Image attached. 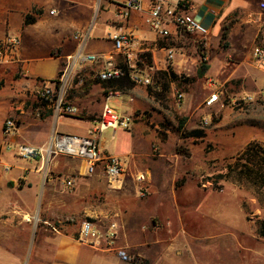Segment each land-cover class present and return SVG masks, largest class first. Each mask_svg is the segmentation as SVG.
Returning a JSON list of instances; mask_svg holds the SVG:
<instances>
[{"label":"rangeland","instance_id":"rangeland-1","mask_svg":"<svg viewBox=\"0 0 264 264\" xmlns=\"http://www.w3.org/2000/svg\"><path fill=\"white\" fill-rule=\"evenodd\" d=\"M107 17L109 14L104 12L92 17V38H106ZM158 43L170 48L172 58H167V51L166 55L160 52L161 62L154 64L151 51L142 53L131 73L148 77L150 84L132 81L128 90L113 94L117 106L110 102L131 122L126 130H117L113 139L111 130L101 135L103 152L119 156L115 153L126 144V150L137 155L140 165L127 167L122 185L110 187L103 180L107 191L128 192L108 205L117 212L137 211L152 225L163 227L154 236L159 245L148 244L146 248L153 253L161 251L153 259L157 264H264V230H260L264 221V67L256 64L252 50L248 61L239 64L226 54L223 42L210 55L208 37L182 34ZM170 73L177 78L172 80ZM93 84L97 85L102 110L106 95L101 83L94 80ZM72 85L65 99L68 104L75 85L85 88V83L77 79ZM3 86L1 80L0 88ZM212 93L217 94V100L207 105ZM13 101L22 104L23 111L0 112L1 167L3 159L17 157L7 145L19 144L20 138V132L13 138L2 135L4 120L13 119L17 129L25 123L38 126L36 119L42 117L34 107L49 104L37 95ZM97 107L94 103L93 109L98 110ZM100 114L88 116L97 120ZM52 127L66 130L64 125ZM249 144L254 151L248 155L244 150ZM146 165L151 168L149 185H156L159 190L148 189L147 181L141 184L143 190L147 189L145 196H140L139 185L130 175L147 172ZM83 220H90L101 229L111 222H104L107 225L103 226L100 221L81 219L78 229ZM170 249L171 254H162ZM149 263L144 260L142 264Z\"/></svg>","mask_w":264,"mask_h":264},{"label":"crops","instance_id":"crops-1","mask_svg":"<svg viewBox=\"0 0 264 264\" xmlns=\"http://www.w3.org/2000/svg\"><path fill=\"white\" fill-rule=\"evenodd\" d=\"M190 2V15L209 31L208 40L212 46L210 55L214 53L215 46L220 44L224 30H227V37L222 48L239 64L248 61L255 45L264 43V9L260 7L264 0ZM94 4L95 0H0V39L12 36L20 41L17 61L0 64V82L4 81V86L0 88V112L21 110L22 113L23 105H16L14 98L35 97L37 90L44 84L56 81L67 57L77 50L72 35L89 27ZM51 11H54L52 15ZM104 13L109 14L104 21L107 33L119 27L134 34L136 42L132 58L135 65L140 61V55L147 51L153 53L154 64L160 63V52L165 53L170 48L158 42L178 38L173 33L167 39L157 37L138 17L110 25L109 18L112 15ZM92 37L93 28L85 52H110L112 44L107 36L105 39ZM115 59L116 63H121L120 66H127L125 55L118 54ZM97 68L86 67L83 70L80 76L85 88L80 89L75 85L71 89L74 95L70 102L77 109L76 115L56 118L52 104L35 106L34 111L41 115L42 120L36 119L38 126L36 123L32 124L34 126L21 124L17 143L39 147L49 140L52 131L86 135L96 121L88 115L101 112L97 85L93 84L94 80L90 76ZM109 100L117 106L116 98ZM104 102L105 99L102 106ZM94 103L98 105V110L93 109ZM53 125L58 128L64 125L66 130L57 131ZM101 144L103 147L102 139ZM125 145L120 146L115 154L126 159L125 169L128 170L127 167L131 165L139 166L137 155L127 151ZM160 158H163L162 155ZM74 159L56 156L44 164L39 159L24 160L16 156L3 159L4 167L0 166V264H142L144 260H150L149 264H157L153 259L161 251L153 253L146 248L148 244L159 245V239L154 236L163 227L152 225L150 220L140 217L137 211L117 212L108 203L117 196L127 194V190L107 191L103 185L106 177L101 168H96L92 175H83L80 161ZM146 167L149 174L146 186L148 189L155 188L157 192L158 186L149 185L151 168ZM70 178L74 179V185L66 188L64 180ZM106 182L110 187L113 185ZM81 219L100 221L103 226L107 225L104 222L111 221L107 226L113 224L117 230L113 248L123 249L131 257V262L120 261L111 247L104 245L101 249H94L81 243L77 228ZM171 253V249L162 251V254ZM133 258H136L135 262Z\"/></svg>","mask_w":264,"mask_h":264},{"label":"built area","instance_id":"built-area-1","mask_svg":"<svg viewBox=\"0 0 264 264\" xmlns=\"http://www.w3.org/2000/svg\"><path fill=\"white\" fill-rule=\"evenodd\" d=\"M264 9V3L260 4ZM192 4L190 0H95L93 18L101 12H109L110 25L128 22L131 18L138 17L143 25L154 35L161 39H167L173 34L195 35L206 39L209 31L198 23L191 15ZM54 11L50 12L52 15ZM89 27L76 31L72 38L77 43V50L67 57L65 65L60 69L56 81L46 83L38 89L36 95L53 106L56 117L61 115H76L77 109L66 102V96L71 84L76 79L82 82L81 74L86 67H98L91 78L99 83L122 79L128 72L129 79L133 82L150 84L148 77L142 74L131 73L135 64L132 52L135 44V36L131 31L116 27L107 33L111 41V50L108 53H87L85 46L90 38ZM20 41L16 37L6 36L0 39V64L7 65L17 61ZM125 55L126 69L118 66L116 55ZM254 61L258 66L264 67V43L255 45L252 49ZM167 58H172V53L167 50ZM115 91H108L103 104L100 117L92 123L87 134L53 133L49 140L42 146L34 147L24 144L9 143L7 149L15 150L17 157L24 160L39 159L43 164L56 156H67L80 161L83 175L94 174L96 168H101L106 180L110 184L122 185L126 176L124 161L117 155L103 152L101 135L111 130L113 135L117 130H126L130 127L131 120L119 114L111 105L110 98ZM182 94L178 95V100ZM217 100V94L212 93L206 104L210 105ZM18 132L16 122L6 119L2 124V135L13 138ZM138 184V194L145 196L141 184L146 183L149 177L147 172H136L130 175ZM66 188L74 185V179L64 180ZM117 230L115 225L101 229L89 220H83L78 229V240L94 249L102 246L113 248ZM114 249V248H113ZM120 261L131 262V257L123 249H114Z\"/></svg>","mask_w":264,"mask_h":264},{"label":"trees","instance_id":"trees-1","mask_svg":"<svg viewBox=\"0 0 264 264\" xmlns=\"http://www.w3.org/2000/svg\"><path fill=\"white\" fill-rule=\"evenodd\" d=\"M226 37L227 30H224L221 35V42L225 41ZM223 46H225V43ZM123 68L126 69L125 66H123ZM169 76H171L172 80H175L177 78L174 73H170ZM101 85L104 90V94L106 95L108 91L124 92L125 90H128L132 85V81L129 79L128 72L126 70V75L122 79L102 82ZM252 151H254L253 145L249 144L244 150V153L249 155V153H251ZM260 230H264V221L260 224ZM262 235L264 236V231H262Z\"/></svg>","mask_w":264,"mask_h":264}]
</instances>
